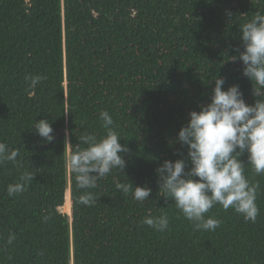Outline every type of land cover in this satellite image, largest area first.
Masks as SVG:
<instances>
[{
	"label": "trees",
	"instance_id": "16d2710c",
	"mask_svg": "<svg viewBox=\"0 0 264 264\" xmlns=\"http://www.w3.org/2000/svg\"><path fill=\"white\" fill-rule=\"evenodd\" d=\"M257 12L264 0H0V142L20 153L19 166L0 165V264H264V175L247 152L240 159L257 218L217 204L206 213L220 221L215 231L196 230L161 196L156 172L186 157L175 137L210 102L218 76L255 102L242 62L231 59L243 49L240 26ZM28 75L46 79L33 89ZM101 111L130 152L123 172L87 190L95 203L85 206L66 156L79 136L104 135ZM43 118L55 131L50 143L32 129ZM25 170L33 181L9 197L7 185ZM131 182L150 187V198L116 188ZM162 214L163 232L142 223Z\"/></svg>",
	"mask_w": 264,
	"mask_h": 264
},
{
	"label": "clouds",
	"instance_id": "9594fccd",
	"mask_svg": "<svg viewBox=\"0 0 264 264\" xmlns=\"http://www.w3.org/2000/svg\"><path fill=\"white\" fill-rule=\"evenodd\" d=\"M226 14L229 18L233 15L230 10ZM239 32L243 49H237L238 54L231 60L242 62L243 75L252 82L255 102H246L239 84L225 89L226 78L218 76L214 79L210 102L190 111L187 123L175 137L174 143L186 147V157L182 154V158L174 161L166 159L156 169L159 193L171 199L196 230L215 231L219 227L218 219L206 216L217 204L225 211L233 209L246 221L255 222L258 215L256 189L247 179L240 157L247 152V164L257 175H264V14L257 12L240 26ZM25 79L34 89L46 77L28 75ZM99 119L104 135L79 136L75 151L66 156V167L75 174L77 187L85 190L77 202L85 206L95 203L94 194L87 190L95 189L98 180L114 169L123 172L127 166L125 156L130 152L127 144L120 142L122 138L110 113L101 111ZM32 129L44 142L55 139L54 128L47 118L36 119ZM67 136L66 132L65 151L72 145ZM19 155L18 150L0 142V165L12 162L19 166ZM35 175L23 171L16 182L7 185L8 196L22 193ZM116 188L130 193L139 202L148 200L152 191L148 186H134L132 182L117 183ZM142 223L159 232L169 228L167 214L148 216ZM14 239L10 234L8 243Z\"/></svg>",
	"mask_w": 264,
	"mask_h": 264
},
{
	"label": "rangeland",
	"instance_id": "374dc122",
	"mask_svg": "<svg viewBox=\"0 0 264 264\" xmlns=\"http://www.w3.org/2000/svg\"><path fill=\"white\" fill-rule=\"evenodd\" d=\"M60 209L62 212L68 213L69 207L67 204H65L64 206L60 207ZM70 213H71V210H70ZM70 213H68V214H70Z\"/></svg>",
	"mask_w": 264,
	"mask_h": 264
},
{
	"label": "water",
	"instance_id": "95a60500",
	"mask_svg": "<svg viewBox=\"0 0 264 264\" xmlns=\"http://www.w3.org/2000/svg\"><path fill=\"white\" fill-rule=\"evenodd\" d=\"M66 129V127L65 128H63V130H65Z\"/></svg>",
	"mask_w": 264,
	"mask_h": 264
},
{
	"label": "bare ground",
	"instance_id": "6f19581e",
	"mask_svg": "<svg viewBox=\"0 0 264 264\" xmlns=\"http://www.w3.org/2000/svg\"><path fill=\"white\" fill-rule=\"evenodd\" d=\"M69 198H70V196H68ZM70 200H71V198H70Z\"/></svg>",
	"mask_w": 264,
	"mask_h": 264
}]
</instances>
